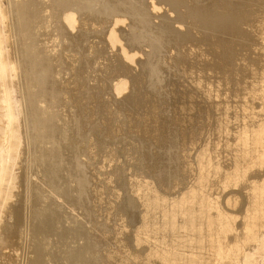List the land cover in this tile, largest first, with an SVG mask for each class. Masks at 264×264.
Segmentation results:
<instances>
[{
	"label": "bare ground",
	"instance_id": "bare-ground-1",
	"mask_svg": "<svg viewBox=\"0 0 264 264\" xmlns=\"http://www.w3.org/2000/svg\"><path fill=\"white\" fill-rule=\"evenodd\" d=\"M0 264H264V0H0Z\"/></svg>",
	"mask_w": 264,
	"mask_h": 264
},
{
	"label": "rangeland",
	"instance_id": "rangeland-1",
	"mask_svg": "<svg viewBox=\"0 0 264 264\" xmlns=\"http://www.w3.org/2000/svg\"><path fill=\"white\" fill-rule=\"evenodd\" d=\"M217 1H218V0H217ZM223 1H225V0H222V2H223ZM241 47H242V46H241ZM239 52H240V51H239ZM239 52H238V53H239ZM249 52H250V51H249ZM243 53H244V51H242V54H243ZM96 137H97V136H96ZM91 140H92V138H91ZM96 140H97V138H96ZM98 140H99V138H98ZM87 142H88V145H89L90 142H89V141H87ZM136 142H137V141H136ZM136 142H134V144H133L134 147L132 146V149H133V148H134V149H133V150L130 149L131 152H132V151H133V152H132V153H130V151H129V152L127 151V152L129 153L128 155L130 156V154H131V155L134 154V150H135V151H136V152H135V156L138 154L137 157H138L139 155H140L139 157H141V153L143 152V149L145 148V146H144V144H143V145H140V144H142V143H139V142L136 143ZM84 143H85V142H84ZM136 145H137V146H136ZM139 145H140V146H139ZM141 146H142V149H141ZM143 146H144V147H143ZM128 147L131 148V146H127V149H129ZM135 147H136L137 150L135 149ZM137 147H138V148H137ZM140 149H141V150H140ZM138 150H139V153L137 152ZM122 153H124V151H122ZM125 153H126V152H125ZM125 153H124V155H125L124 157H125V159L128 160L129 156H127ZM166 154H167V153H166ZM169 154H172V153H169ZM169 154H168V155H169ZM126 156H127V158H126ZM135 156L130 157L129 160H130V161H133V158H135ZM170 156H171V155H170ZM122 157H123V156H122ZM122 157H121V158H122ZM124 157H123V158H124ZM137 157H136L135 159H137ZM139 157H138V158H139ZM82 158H83V157H82ZM123 158L120 159V160H123V161H124ZM131 159H132V160H131ZM127 160H125V161H127ZM129 160L127 161V164L129 163ZM137 160H138V159H137ZM137 160H136V161H137ZM125 161H124V162H125ZM133 162H135V161H133ZM133 162H130V163H133ZM125 163H126V162H125ZM135 163H136V162H135ZM88 182L90 183V181H87V182L84 181V182L82 183V185L84 184L86 187H88V186H89V185H88V184H89ZM86 184H87V185H86ZM84 185L81 186V188H80V187H77V188H78L77 190H78L79 192L77 191L76 193H77V195H78L79 197H80V195L82 194V195H81L82 198H80V199H81V201H82L83 203H84V201H83L84 198L87 197V200H86V198H85V200H86L87 203L90 204V202H92V197H91L92 193H91V192L89 193L88 190L91 189V188L88 189V188H86ZM89 187H90V186H89ZM81 189H82V191H81ZM83 189H85V190H83ZM87 189H88V190H87ZM86 190L88 191V192H87V195H86V193H85ZM83 191H84V192H83ZM80 192H81V193H80ZM82 192H83V193H82ZM76 193H75V195H76ZM78 193H79V194H78ZM84 194H85V197H84ZM90 194H91V195H90ZM90 198H91V199H90ZM89 199H90V201L88 202ZM86 202H85V203H86ZM89 204H88V205H89ZM88 205H86V207L84 206V207H85V210H87V211H88V210H92L91 212L89 211L90 213H92V214L89 213L91 216L94 215L95 212H96V214H95L94 216H92V217L97 218V217L99 216V214L97 215V209H96V210H93V209H94V207H93V202L89 205L90 207L92 206L91 208L89 207L90 209H89V208L87 209ZM87 211H86V212H87ZM93 211H94V213H93ZM96 215H97V217H96ZM89 218H90V217H89ZM99 219H100V218H99ZM99 219L97 218V220H99ZM100 220H101V219H100Z\"/></svg>",
	"mask_w": 264,
	"mask_h": 264
}]
</instances>
